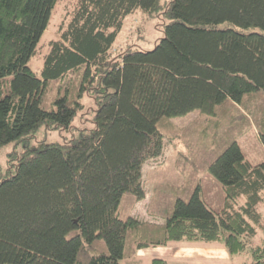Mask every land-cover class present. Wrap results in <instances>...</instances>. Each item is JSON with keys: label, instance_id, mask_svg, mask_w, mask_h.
<instances>
[{"label": "trees", "instance_id": "1", "mask_svg": "<svg viewBox=\"0 0 264 264\" xmlns=\"http://www.w3.org/2000/svg\"><path fill=\"white\" fill-rule=\"evenodd\" d=\"M59 1L0 0V146L22 144L0 167V264H121L140 248L178 241H218L233 254L259 233L249 264H264V161L251 163L235 138L218 147L205 166L224 193L218 209L197 175L200 150L218 143L217 112L226 109L228 123L246 120L242 107L254 93L264 100V0H74L37 75L28 62ZM138 9L158 19L161 36L151 49L113 53ZM81 66L75 95L42 106L48 84ZM85 94L90 119L75 126ZM195 109L211 120L201 121L198 140L158 127ZM257 124L264 145V122ZM41 127L70 137L31 145ZM165 140L183 146L176 164L185 184H158L147 212L164 221L144 222L121 198H144L143 165Z\"/></svg>", "mask_w": 264, "mask_h": 264}, {"label": "rangeland", "instance_id": "2", "mask_svg": "<svg viewBox=\"0 0 264 264\" xmlns=\"http://www.w3.org/2000/svg\"><path fill=\"white\" fill-rule=\"evenodd\" d=\"M74 0H60L55 8L48 25L47 30L44 32L40 40V48L38 53L34 54L28 64L37 75H40L44 54L47 52V40L56 36V26L60 21L64 12V7L72 4ZM162 26L158 23L157 18H146L145 13L138 9L135 13L128 15L123 23V26L118 34L112 46V52L115 53L125 48L128 45L133 47H139L142 49H151L154 46L155 41L161 36ZM83 67H79L65 75L62 79L54 82H50L46 88V91L42 95V106L48 107L50 101L57 94L66 93L69 96H73L76 93V89L80 84V78ZM10 77H7L9 79ZM4 81L1 80V84ZM260 93V92H259ZM249 105L248 110L244 107L243 111L246 114V120L237 121L234 123H228V116L226 109L217 112L218 122H221L220 132L218 135V143L212 144L211 148L201 149L198 166L203 169L197 174L201 184V191L203 197L216 209L220 208L223 203L224 193L220 183L206 170V163L214 156L218 151V147L224 144V142L235 138L240 144L246 158L253 164L264 161V145L258 137V122H264V100L260 96L262 93H254ZM246 95V94H245ZM263 96V95H262ZM84 107L79 111L78 115L73 121V125L78 123H86L84 118L90 119V114L86 113L93 106L92 100L88 95H84L81 99ZM84 114V115H83ZM83 118V119H82ZM207 120L211 123V120L205 115H201L198 110H193L182 116H176L168 118V120H162L158 124V127L162 130H167V124L172 125L175 129H185L187 131V137L198 140V136L202 131L201 124ZM202 121V123H201ZM166 124V125H165ZM70 137V132L66 130L48 129L41 127L34 136H31L27 140L31 145H36L39 141H63L65 138ZM209 141V138H207ZM208 141H204V145ZM22 144L13 141H9L0 146V167L5 169L8 164V156L12 150L20 151ZM183 146L177 144V146L170 143L168 140L164 141V147L162 154L154 159H149L145 162L142 169L143 184L147 195H152L158 184H172L176 186H183L185 183V177L183 173L177 168L176 160L178 156V150H182ZM194 175V174H193ZM150 195V196H151ZM134 200L129 194H124L121 198V208L129 209L130 215L138 218L144 222H152L156 224L163 223L164 219L159 216H153L148 214L147 206L150 198ZM148 200V201H147ZM264 211V204L261 207ZM261 233L255 236L248 242L247 248L238 253L223 255L221 251L225 249L222 242H200L195 241L198 244L194 245L197 248H203L202 254L199 256L210 257H178L167 258L168 264H249L253 260L251 249L261 241ZM198 242V243H197ZM176 244V243H175ZM168 246H171L168 244ZM175 246V245H173ZM167 248V245L149 246L146 251L139 250L135 256L130 259L123 260L121 264H150L151 259L155 255H161L163 250ZM162 249V250H159ZM159 250V251H158ZM226 250V249H225ZM227 251V250H226Z\"/></svg>", "mask_w": 264, "mask_h": 264}, {"label": "crops", "instance_id": "3", "mask_svg": "<svg viewBox=\"0 0 264 264\" xmlns=\"http://www.w3.org/2000/svg\"><path fill=\"white\" fill-rule=\"evenodd\" d=\"M150 195L148 196L146 191H145L144 199H146V197L150 198ZM169 245H171V246L167 245V248H165V249L163 248L164 249L163 253H158L161 255H155V256H153V258L154 257H161V258L166 259V261H167V258H178V257H186V256L210 257V256H199L200 254L203 253L202 250H204V249L203 248H197L196 246H194V245H198V244H191L190 242L178 241V242L170 243ZM173 245H175V246H173ZM148 249H149V247H143V248H140L139 250L146 251ZM159 250H162V249H159ZM218 251H221L223 255H227V251L225 249L218 250Z\"/></svg>", "mask_w": 264, "mask_h": 264}]
</instances>
